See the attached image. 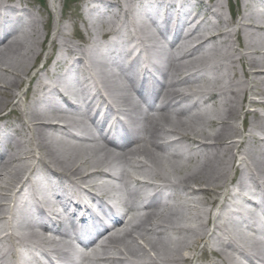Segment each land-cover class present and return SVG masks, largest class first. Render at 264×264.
Here are the masks:
<instances>
[{"label":"bare ground","instance_id":"obj_1","mask_svg":"<svg viewBox=\"0 0 264 264\" xmlns=\"http://www.w3.org/2000/svg\"><path fill=\"white\" fill-rule=\"evenodd\" d=\"M136 1L162 28L179 23L165 26L173 41H160L154 58L155 29L133 0L86 2L77 16L88 43L106 38L94 48L71 40L67 25L45 28L40 41L38 19L25 22L19 0H0V264L15 253L20 264H264L261 0H241L236 20L224 11L230 0ZM120 36L137 55L104 61L106 48L133 51ZM139 56L146 65L136 70ZM123 67L134 75L119 77ZM147 80L143 111L131 90ZM89 96L90 109L94 97L103 108L93 121L114 115L106 143L79 112ZM37 181L46 182L39 194ZM58 200L80 214L73 226L89 242L78 255ZM200 202L204 214L187 211Z\"/></svg>","mask_w":264,"mask_h":264},{"label":"rangeland","instance_id":"obj_2","mask_svg":"<svg viewBox=\"0 0 264 264\" xmlns=\"http://www.w3.org/2000/svg\"><path fill=\"white\" fill-rule=\"evenodd\" d=\"M18 7L23 8V12L25 15V22H28L32 20L33 18L38 19L39 24L38 27L40 29V41L44 40V32L46 30L50 31L53 25H67L68 31L71 33V40L78 42L77 39V28L80 29L82 32V39L85 42H88L89 37H87V33L83 31L82 23L80 21V18L77 16L78 12L81 10H84V3L86 0H74L71 2L70 0H47L46 2L44 0H19ZM55 1V2H54ZM225 3V0H223ZM230 8L227 5H225L224 11L225 14L228 17H234V19L239 18L240 14V7H241V0H230ZM237 14V15H236ZM77 22L78 26L76 29L73 27V23ZM46 28V30H45ZM53 35V34H51ZM50 35V36H51ZM84 35V37H83ZM100 38V37H99ZM85 42H83L85 44ZM41 51V49H39ZM51 51V43L49 40V37L45 40L44 43V52L41 51V57L39 58L38 62L39 64H43V62L46 59L47 53ZM37 64V63H36ZM239 67V66H238ZM35 70V69H34ZM60 72V71H59ZM26 89L25 86L22 88V91ZM15 141V140H14ZM6 171V170H4ZM123 188H126V186L123 185ZM172 190V199H175L177 197V193L173 191V188H170V191ZM175 195L176 197L174 198ZM180 196H184V193L181 192ZM207 207L203 202L197 203L195 208H189L187 211L193 213V214H204ZM216 210V209H215ZM198 212V213H197ZM1 232V231H0ZM170 237L176 238L173 234H170ZM59 238V237H57ZM60 243V242H59ZM186 251H183L185 254ZM199 253V250H198ZM92 261L89 260V258L85 259L82 264H90ZM93 263H96L94 261ZM140 264H142V261H140Z\"/></svg>","mask_w":264,"mask_h":264}]
</instances>
